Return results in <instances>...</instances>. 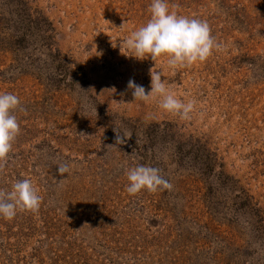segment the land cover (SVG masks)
I'll list each match as a JSON object with an SVG mask.
<instances>
[{
	"label": "rangeland",
	"instance_id": "374dc122",
	"mask_svg": "<svg viewBox=\"0 0 264 264\" xmlns=\"http://www.w3.org/2000/svg\"><path fill=\"white\" fill-rule=\"evenodd\" d=\"M151 3L0 0V92L24 109L0 190L29 179L41 197L0 216V264H264V0H167L221 45L175 70L121 54ZM150 69L191 119L134 100ZM138 165L173 189L129 195Z\"/></svg>",
	"mask_w": 264,
	"mask_h": 264
},
{
	"label": "clouds",
	"instance_id": "9594fccd",
	"mask_svg": "<svg viewBox=\"0 0 264 264\" xmlns=\"http://www.w3.org/2000/svg\"><path fill=\"white\" fill-rule=\"evenodd\" d=\"M149 11L151 15L148 22L120 41L121 54L123 49L132 53L123 54L125 56L138 60L151 58L154 62L164 56L167 57L168 66L175 70L205 62L214 49L220 50L221 45L211 35V28L206 21L170 11L167 0H152ZM153 69L149 73L151 90L147 94L144 86L132 79L128 81L127 88L132 90L134 100L147 103L158 98L160 109L181 119H191L195 101L185 103L174 96L169 90L170 85L161 79V71ZM17 110L24 111L18 96L0 92V170L5 167L13 142L20 133V125L14 114ZM125 137L132 136L117 132L116 144L123 143ZM57 170L61 176L70 172L67 164L58 165ZM126 176L129 182L126 191L129 195H136L142 190L155 193L173 189V185L156 167L138 165L128 169ZM40 205L41 197L29 179L18 180L10 191L0 190V216L6 220H12L18 211L38 212Z\"/></svg>",
	"mask_w": 264,
	"mask_h": 264
}]
</instances>
